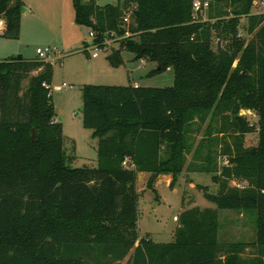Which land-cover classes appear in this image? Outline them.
Returning <instances> with one entry per match:
<instances>
[{
  "label": "trees",
  "instance_id": "16d2710c",
  "mask_svg": "<svg viewBox=\"0 0 264 264\" xmlns=\"http://www.w3.org/2000/svg\"><path fill=\"white\" fill-rule=\"evenodd\" d=\"M71 1L92 44L121 38L112 66L126 51L155 64L149 75L172 68L173 85L83 86L82 121L97 140V164L73 168L55 118L51 62L0 60V264H119L131 248L126 264H264V15L249 14L253 0H234L240 8L214 22L196 20L194 0ZM21 7L22 0H0L2 38H19ZM241 15L248 43L237 37ZM240 110L256 113L257 144L235 147L219 172L203 170L217 192L198 188L216 208L184 210L171 242L140 238L137 174L170 175L174 184L190 126L209 117L207 130L215 121L222 139L246 132ZM218 210L255 211V239L220 241ZM248 247L258 253L245 261Z\"/></svg>",
  "mask_w": 264,
  "mask_h": 264
},
{
  "label": "rangeland",
  "instance_id": "374dc122",
  "mask_svg": "<svg viewBox=\"0 0 264 264\" xmlns=\"http://www.w3.org/2000/svg\"><path fill=\"white\" fill-rule=\"evenodd\" d=\"M116 0H95L103 6ZM210 7L203 9L195 16L197 21L214 22L219 17L231 15L238 8L234 0H210ZM20 18V34L17 39H6L0 36V60L9 57L22 56L25 59H39L36 49L55 50L49 53L43 61L52 64L51 96L56 121L62 124L64 150L74 159L69 163L73 168L85 166L96 167L97 140L92 131L83 126L82 90L86 85L129 86L137 84L140 87H170L173 85V70L168 68L157 75H149L155 69L151 62L141 63L134 60L131 53L122 51V63L112 66L108 56L120 47L121 38L109 39L106 49L90 50L89 29L79 26L74 21V11L71 0H22ZM250 15H264V0H253ZM248 18L241 15L237 37L248 43L252 36L247 33ZM217 40L214 41V44ZM226 46L228 42L221 39ZM85 45H87L85 47ZM85 50L86 52H84ZM97 57L93 58L92 53ZM235 59L233 67L237 65ZM27 81L23 82L25 87ZM248 130L246 132L228 131L224 135L225 143H219L222 134L217 132L218 124L214 121L207 130L208 119L201 125L193 123L187 131L188 152L183 170L176 175L174 184L170 185L172 177L154 176L148 174L139 176L136 182L138 193L137 231L142 238L149 235L156 243H168L173 240L178 221L173 217L192 207L216 208L205 200L198 186H206L210 193L217 192V186L212 183V174L203 172L207 167L217 172L227 164L228 153L239 146L250 149L257 144V121L254 111L240 110ZM209 134V135H208ZM222 139V140H223ZM205 157L210 160L205 161ZM233 186L243 188L246 183L233 182ZM219 240L226 242L255 239V211L218 210ZM133 248L119 264H126ZM264 255V249L261 250ZM258 248L248 247L242 253L245 261L257 255ZM264 260V259H263Z\"/></svg>",
  "mask_w": 264,
  "mask_h": 264
},
{
  "label": "built area",
  "instance_id": "2783aa9c",
  "mask_svg": "<svg viewBox=\"0 0 264 264\" xmlns=\"http://www.w3.org/2000/svg\"><path fill=\"white\" fill-rule=\"evenodd\" d=\"M209 1H210V0H194L193 5H192V8H193L192 10H193V14H194V16H196L197 13H198L199 11H201V10H203V9H207V8H208V5H209ZM123 21H124V22H128V16L124 17ZM0 27H1V28L3 27V21H2V20H0ZM89 36H90V38H91V43H90L88 49H90V50H94V51H96V50L99 49V48H100V49H101V48L106 49V45L108 44L109 39H106V40L102 43V45L100 46V45H98V44H92V40H93V37H94L93 32L90 31V32H89ZM112 36H113V34H111V37H112ZM111 39H112V38H111ZM218 42H219V40L216 41V43H218ZM219 44H220V47H224V45H223L221 42H220ZM54 52H56V51H55V50H51V51H50V49H45V50H42V49H40V48L36 49V54L38 55V57L40 58V60L45 59L46 56L49 55V53H54ZM91 56H92L93 58H96V57H97V53L94 52V53H92ZM134 87H137V86L135 85ZM124 164H125V163H124ZM173 221H177V216L173 217Z\"/></svg>",
  "mask_w": 264,
  "mask_h": 264
},
{
  "label": "crops",
  "instance_id": "0c3cea01",
  "mask_svg": "<svg viewBox=\"0 0 264 264\" xmlns=\"http://www.w3.org/2000/svg\"><path fill=\"white\" fill-rule=\"evenodd\" d=\"M95 1V0H94ZM116 3V1L115 2H113V3H108V4H115ZM22 19H23V17H21V24H22ZM1 27H0V31H1ZM90 32V31H89ZM90 43H91V39H90V42H88V45H90ZM141 63H145V61H140ZM154 64V63H153ZM155 65V64H154ZM138 86L137 84H134L133 86ZM145 174H146V176L148 175L147 173H138L137 174V179H139V176H141V177H144L145 176ZM166 177H167V179L166 180H169V178H170V175H165ZM151 238V237H150ZM152 239V238H151ZM153 240V239H152Z\"/></svg>",
  "mask_w": 264,
  "mask_h": 264
},
{
  "label": "water",
  "instance_id": "95a60500",
  "mask_svg": "<svg viewBox=\"0 0 264 264\" xmlns=\"http://www.w3.org/2000/svg\"><path fill=\"white\" fill-rule=\"evenodd\" d=\"M25 11V9L24 8H20V13H23ZM134 15H137V11H134ZM22 56H18L17 58H21ZM35 137V133H34V131L32 130V136H31V138L33 139ZM154 176H156V174H154L153 175V178H154Z\"/></svg>",
  "mask_w": 264,
  "mask_h": 264
}]
</instances>
